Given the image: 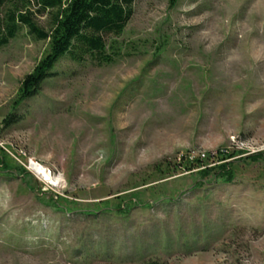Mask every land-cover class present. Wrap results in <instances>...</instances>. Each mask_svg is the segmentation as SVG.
I'll list each match as a JSON object with an SVG mask.
<instances>
[{"label": "rangeland", "instance_id": "obj_1", "mask_svg": "<svg viewBox=\"0 0 264 264\" xmlns=\"http://www.w3.org/2000/svg\"><path fill=\"white\" fill-rule=\"evenodd\" d=\"M133 6L111 62L63 58L29 99L49 42L0 49V264H264V0Z\"/></svg>", "mask_w": 264, "mask_h": 264}, {"label": "trees", "instance_id": "obj_2", "mask_svg": "<svg viewBox=\"0 0 264 264\" xmlns=\"http://www.w3.org/2000/svg\"><path fill=\"white\" fill-rule=\"evenodd\" d=\"M177 2L170 0L172 6ZM133 5L134 0H0V49L16 38L22 27H26L37 40L49 42L47 54L22 81L21 97L29 99L37 95L43 84L54 76L53 71L63 58L70 57L79 63L88 58L111 62L112 57L107 55L108 37L124 33L134 14ZM38 14L49 18V30L38 24ZM4 122L7 125L13 124L16 119L10 116ZM231 156V153L221 150L215 156L208 155L205 158L184 156L182 166L188 170L210 173L214 167L208 168L207 162L221 163ZM225 167L222 164L216 167L225 172L218 175V178L223 177L224 181L231 182L232 175L226 173ZM126 201L111 211L127 214L130 207ZM100 212L109 213L108 208L104 207L97 211H87V215Z\"/></svg>", "mask_w": 264, "mask_h": 264}, {"label": "built area", "instance_id": "obj_3", "mask_svg": "<svg viewBox=\"0 0 264 264\" xmlns=\"http://www.w3.org/2000/svg\"><path fill=\"white\" fill-rule=\"evenodd\" d=\"M202 157H205V155H202Z\"/></svg>", "mask_w": 264, "mask_h": 264}, {"label": "bare ground", "instance_id": "obj_4", "mask_svg": "<svg viewBox=\"0 0 264 264\" xmlns=\"http://www.w3.org/2000/svg\"><path fill=\"white\" fill-rule=\"evenodd\" d=\"M49 179V178H48ZM50 180V179H49Z\"/></svg>", "mask_w": 264, "mask_h": 264}]
</instances>
